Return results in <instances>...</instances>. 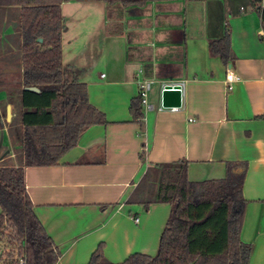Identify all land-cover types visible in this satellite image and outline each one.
Masks as SVG:
<instances>
[{"label": "crops", "instance_id": "1", "mask_svg": "<svg viewBox=\"0 0 264 264\" xmlns=\"http://www.w3.org/2000/svg\"><path fill=\"white\" fill-rule=\"evenodd\" d=\"M94 2L103 20L93 31L71 37L63 23L62 74L86 85L106 123L86 128L57 165L24 169L34 215L60 253L56 264H87L99 244L108 264L155 256L170 206L127 200L148 167L177 161L187 162L192 182L224 178L228 163L246 165L239 239L252 247L249 264H264V32L250 0H158L132 8ZM70 3L90 2L61 8ZM16 17V9L0 12V59L16 51ZM225 30L232 55L223 63L210 56L208 42ZM229 70L238 78L230 90ZM140 79L153 81L152 108L133 121L129 106ZM170 82L182 83L180 107L160 109L161 84ZM19 83H0V118L11 102L5 87ZM1 129L5 151L10 139ZM12 158L9 151L0 162L14 164Z\"/></svg>", "mask_w": 264, "mask_h": 264}, {"label": "trees", "instance_id": "2", "mask_svg": "<svg viewBox=\"0 0 264 264\" xmlns=\"http://www.w3.org/2000/svg\"><path fill=\"white\" fill-rule=\"evenodd\" d=\"M83 1L132 8L158 0H0V12L17 10L12 36L18 40L22 66L21 83L6 90L19 123L14 125L13 117L8 132L15 162H0V264H17L16 255L25 264L57 263L60 253L34 215L24 169L57 165L86 128L106 123L104 114L89 103L86 85L65 81L62 74L60 6ZM250 4L264 32V8L259 0ZM208 52L223 63L231 58L228 30L208 42ZM129 112L133 121H141L138 97L130 101ZM238 168L239 172L233 171ZM245 170L243 163H228L224 178L192 182L187 178L186 161L148 167L127 203L145 208L168 204L169 217L156 255L132 254L122 264H249L252 247L239 239ZM102 250L99 244L87 264H108Z\"/></svg>", "mask_w": 264, "mask_h": 264}, {"label": "rangeland", "instance_id": "3", "mask_svg": "<svg viewBox=\"0 0 264 264\" xmlns=\"http://www.w3.org/2000/svg\"><path fill=\"white\" fill-rule=\"evenodd\" d=\"M60 11H61V15L63 17V23L64 25H66V31L68 32L69 36H76V31H81L82 36L87 33V31H93L98 25H100V23H102V18L101 16H103V11L99 9V6L95 3V2H90L89 4H77V3H70V4H66L64 5L62 8L60 6ZM80 32V33H81ZM67 38H65L66 40ZM80 41V40H79ZM14 42L17 43V40L14 39ZM18 49V48H17ZM69 49V45L67 44V41H64V50H68ZM12 51H15V49H12L10 51V57L13 61L14 65H18L19 63V59L17 54L14 55V53H12ZM17 52V51H15ZM67 52V51H66ZM101 59H103V57H101ZM9 61H4L1 60L0 61V67H2L3 65L7 64ZM96 68H98V72L102 71L104 72V68H103V63L99 62L96 66ZM153 88V86H151V89ZM5 89H9L8 87H5ZM15 117V124L19 123V117L17 114L14 115ZM13 116L11 117L10 121L5 122V111L4 108H2L1 111V118H0V126L4 127L7 135L9 136V124L12 122ZM14 128H16V126H14ZM2 130V129H0ZM3 150V149H2ZM10 152H12L13 158H12V162H15V153H14V149L10 145L8 146V149ZM9 154V153H8ZM8 163H11V160H7Z\"/></svg>", "mask_w": 264, "mask_h": 264}, {"label": "water", "instance_id": "4", "mask_svg": "<svg viewBox=\"0 0 264 264\" xmlns=\"http://www.w3.org/2000/svg\"><path fill=\"white\" fill-rule=\"evenodd\" d=\"M21 56L20 53H18V57ZM10 57V56H9ZM6 58V59H0L4 61H9L10 64L13 65V61L11 58ZM12 80H17V81H22V66L21 65H16V68L12 67H0V83H5L6 81H12ZM178 86H175L173 88L166 87L165 91L162 92V106L164 108H179L180 107V100H181V93L179 91ZM23 90L25 91H33V92H38V88L36 87H24ZM12 117V102H9L8 105L6 106V111H5V119L6 121H10ZM3 145V130H0V161L9 153V150H5L4 152L1 153Z\"/></svg>", "mask_w": 264, "mask_h": 264}, {"label": "built area", "instance_id": "5", "mask_svg": "<svg viewBox=\"0 0 264 264\" xmlns=\"http://www.w3.org/2000/svg\"><path fill=\"white\" fill-rule=\"evenodd\" d=\"M141 71H139L140 73ZM103 77V75H102ZM238 78L234 75L233 72H231L230 70L226 73V83H227V86L226 88L228 90H230L232 88L231 86V83L237 81ZM153 85V81L152 80H149V79H140L138 82H137V86H138V95L137 97L140 99V105H141V108L145 111L151 109V105H149L148 103V100H147V97H148V92L151 88V86ZM175 86H178L180 87L179 88V91L181 93V87H182V83L181 82H175V83H162L161 84V92L165 91L166 87H170V88H173ZM160 109H165L163 106H162V102L160 104ZM168 109H177V108H168ZM135 223L138 222V219L137 218H134L133 219ZM16 258L18 259V262L17 264H25V261L18 257L16 255Z\"/></svg>", "mask_w": 264, "mask_h": 264}, {"label": "flooded vegetation", "instance_id": "6", "mask_svg": "<svg viewBox=\"0 0 264 264\" xmlns=\"http://www.w3.org/2000/svg\"><path fill=\"white\" fill-rule=\"evenodd\" d=\"M2 152H4V151H2V149H1V153H2Z\"/></svg>", "mask_w": 264, "mask_h": 264}]
</instances>
